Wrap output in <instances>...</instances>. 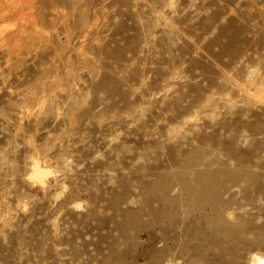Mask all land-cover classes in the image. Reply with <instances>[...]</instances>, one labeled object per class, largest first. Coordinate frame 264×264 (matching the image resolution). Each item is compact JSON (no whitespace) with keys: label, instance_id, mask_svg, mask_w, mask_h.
<instances>
[{"label":"rangeland","instance_id":"rangeland-1","mask_svg":"<svg viewBox=\"0 0 264 264\" xmlns=\"http://www.w3.org/2000/svg\"><path fill=\"white\" fill-rule=\"evenodd\" d=\"M255 258L264 0H0V264Z\"/></svg>","mask_w":264,"mask_h":264},{"label":"bare ground","instance_id":"bare-ground-1","mask_svg":"<svg viewBox=\"0 0 264 264\" xmlns=\"http://www.w3.org/2000/svg\"><path fill=\"white\" fill-rule=\"evenodd\" d=\"M32 175L37 178V179H42V177L48 173V171L44 168H42L41 166H39L38 164H33L32 166V171H31ZM44 179V178H43ZM40 181V180H39ZM256 259V258H255ZM253 260V259H252ZM251 260V261H252ZM255 263L257 264H264V260H261V258L254 260Z\"/></svg>","mask_w":264,"mask_h":264}]
</instances>
